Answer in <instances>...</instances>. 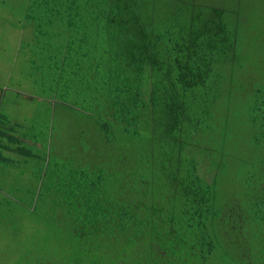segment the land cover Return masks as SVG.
<instances>
[{"label": "trees", "instance_id": "16d2710c", "mask_svg": "<svg viewBox=\"0 0 264 264\" xmlns=\"http://www.w3.org/2000/svg\"><path fill=\"white\" fill-rule=\"evenodd\" d=\"M192 1L149 31L130 0L1 1L60 102L0 131V217L40 226L22 260L116 264L143 241L146 264H264V0Z\"/></svg>", "mask_w": 264, "mask_h": 264}, {"label": "rangeland", "instance_id": "374dc122", "mask_svg": "<svg viewBox=\"0 0 264 264\" xmlns=\"http://www.w3.org/2000/svg\"><path fill=\"white\" fill-rule=\"evenodd\" d=\"M0 0V87H3L1 91L4 99L0 102V111L4 115V122H0V131H5V125L7 128L10 125L18 124L20 127H24L32 133L33 123H37L42 117L39 116L38 110L53 109L52 101L54 102V114L60 105L58 99H55L54 94L50 95L46 91L47 100L43 99V87L39 84L40 74L31 70V65L27 64L25 59L28 58L23 52H16L18 48H21L22 43L28 39L31 35H26L22 30H13L12 27L17 28L16 17L12 14L21 15L20 9L16 8L17 12H14L13 8H8L7 4L1 3ZM14 1V0H7ZM138 14L139 20L145 30H150L152 21L158 17L164 18V16H171L170 11L178 15L189 13V6L192 0H130ZM147 4V5H146ZM19 22V21H18ZM161 32V31H160ZM23 58V59H22ZM25 75V76H24ZM58 85L55 84L56 89ZM16 93V94H15ZM45 93V92H44ZM3 98V97H2ZM51 101V102H50ZM48 108L46 109L45 106ZM70 105V104H69ZM53 114V115H54ZM39 118V119H38ZM51 118V113H50ZM46 125H53L51 121L44 118ZM53 119V118H52ZM48 121V122H47ZM38 122L41 124L38 127V136L43 138L45 130V124L43 121ZM11 123V124H10ZM56 135V132H53ZM18 136L20 134L18 133ZM55 155L54 157H56ZM53 157V155H52ZM1 178L0 174V188L6 186V182L11 180L10 177ZM26 183L29 182L26 180ZM12 181L9 182V187L16 190ZM16 186V185H15ZM4 190V189H3ZM23 206H9V211L4 218L0 217V264H51L44 258L40 263H36V254L34 258L22 260L27 250L32 247V241L36 242V229L40 228L34 221L33 224L27 222V218H24L20 213ZM32 243V244H31ZM34 243L33 245H35ZM120 246H123V242H119ZM25 252L23 254V249ZM47 248L54 249V245H48ZM143 241H138L135 246L129 247L126 253H123L121 257L116 261V264H146L148 259L146 258L147 250ZM153 255L160 259L162 252L156 244L153 245V251L150 259H153Z\"/></svg>", "mask_w": 264, "mask_h": 264}, {"label": "crops", "instance_id": "0c3cea01", "mask_svg": "<svg viewBox=\"0 0 264 264\" xmlns=\"http://www.w3.org/2000/svg\"><path fill=\"white\" fill-rule=\"evenodd\" d=\"M11 29H13V30H16V31H18V30H21L20 28H15V27H12ZM19 49V48H18ZM16 52H18V50L16 51ZM2 89H4L3 87H0V102H1V100L3 99V100H6V98L4 99V96H3V92L4 91H1ZM16 94V93H15ZM3 97V98H2ZM11 124V123H10ZM10 126H12V129H15V133H14V135H9V136H12V137H15V138H17L18 136H17V133H18V131L21 133L22 131H23V128L22 127H20L18 124H14V125H10ZM5 133V132H4ZM6 136V135H5ZM9 136H8V139L9 140H12L11 138H9ZM17 136V137H16ZM21 138V137H20ZM7 141H9L7 138H5ZM1 148V147H0ZM8 155V152H6V154H5V156L3 157V160L1 159V156H0V170H1V167L2 166H6V165H8L7 164V162H8V157L9 156H7ZM18 159H19V157H18ZM16 164V163H15ZM18 169H22L21 167H20V165H19V163H18ZM18 171V170H17Z\"/></svg>", "mask_w": 264, "mask_h": 264}]
</instances>
